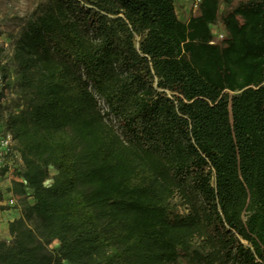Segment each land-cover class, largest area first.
<instances>
[{
	"label": "trees",
	"instance_id": "1",
	"mask_svg": "<svg viewBox=\"0 0 264 264\" xmlns=\"http://www.w3.org/2000/svg\"><path fill=\"white\" fill-rule=\"evenodd\" d=\"M175 2L42 0L0 45V264H264V0Z\"/></svg>",
	"mask_w": 264,
	"mask_h": 264
},
{
	"label": "rangeland",
	"instance_id": "2",
	"mask_svg": "<svg viewBox=\"0 0 264 264\" xmlns=\"http://www.w3.org/2000/svg\"><path fill=\"white\" fill-rule=\"evenodd\" d=\"M41 1L42 0H0V45L5 46L7 52L11 50V45L18 35L24 20L35 11ZM175 6L179 18L183 21H188L191 15L197 14L188 1L176 0ZM212 30L213 32H221L224 31L225 28L223 24L218 21L216 24L212 25ZM51 172L55 173V170L52 168ZM11 175L12 173L5 177L4 184L7 183L6 179H9ZM50 182L51 180L47 181V183ZM5 189L7 190L8 187L5 186L0 195L3 199H8L10 195ZM18 202L21 205L22 198L19 196ZM174 203L178 205L180 211L184 210L178 199H175ZM19 206H17V208H19ZM10 238L11 237L8 239ZM54 245L56 246L57 243L55 242ZM180 264H183V262L181 261Z\"/></svg>",
	"mask_w": 264,
	"mask_h": 264
},
{
	"label": "built area",
	"instance_id": "3",
	"mask_svg": "<svg viewBox=\"0 0 264 264\" xmlns=\"http://www.w3.org/2000/svg\"><path fill=\"white\" fill-rule=\"evenodd\" d=\"M190 2V6L195 12H198L202 0H185ZM227 31L214 32V40L211 42L222 40L226 37ZM16 97L14 90L7 86L4 74L0 71V110L11 103L12 99ZM22 164L20 152L15 146V139L12 131L7 127L5 122L0 118V184L3 182L5 176L12 173L15 176L16 169ZM0 201H4L10 207H17L19 205L18 196L11 195L8 199H3L0 195Z\"/></svg>",
	"mask_w": 264,
	"mask_h": 264
},
{
	"label": "crops",
	"instance_id": "4",
	"mask_svg": "<svg viewBox=\"0 0 264 264\" xmlns=\"http://www.w3.org/2000/svg\"><path fill=\"white\" fill-rule=\"evenodd\" d=\"M6 177V176H5ZM4 177V179H5ZM4 179H3V182L0 184V193L4 190V187L7 186L8 189L6 190L9 195H16L18 196L17 194H15L13 192V189H12V181L14 179H16L14 176H10L9 179H6V184H4ZM32 191H29V194L31 193ZM29 199H30V196H29ZM0 204L1 205H4L6 208L5 209H0V239H8L10 237V234H9V222L12 221L13 219L15 218H18L19 216H21L22 212H21V206H19V208L17 207H10L8 205H6V203L4 201H0Z\"/></svg>",
	"mask_w": 264,
	"mask_h": 264
}]
</instances>
